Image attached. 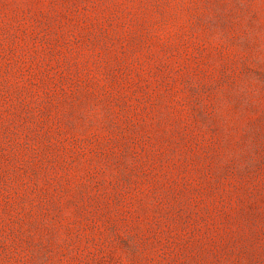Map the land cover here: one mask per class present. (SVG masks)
<instances>
[{"label": "rangeland", "instance_id": "rangeland-1", "mask_svg": "<svg viewBox=\"0 0 264 264\" xmlns=\"http://www.w3.org/2000/svg\"><path fill=\"white\" fill-rule=\"evenodd\" d=\"M0 264H264V0H0Z\"/></svg>", "mask_w": 264, "mask_h": 264}]
</instances>
